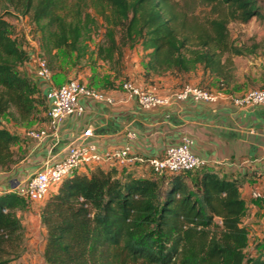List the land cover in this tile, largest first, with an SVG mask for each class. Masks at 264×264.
<instances>
[{"label": "trees", "instance_id": "obj_1", "mask_svg": "<svg viewBox=\"0 0 264 264\" xmlns=\"http://www.w3.org/2000/svg\"><path fill=\"white\" fill-rule=\"evenodd\" d=\"M0 2V171L5 172L16 168L24 152L18 150L23 139L8 123L41 128L34 124L49 121L41 89L22 69L34 51L12 35L9 13L35 24L41 33L38 49L52 72L63 68L59 50H64L69 57L74 54L72 67L82 60L102 61L119 73L124 49L139 45L145 53L143 75L151 83L156 75L179 77L198 69L204 83L207 72L218 82L229 79L228 56L242 53L229 23L264 17L261 0ZM199 5L209 7L210 14H197ZM100 29L102 39L92 48L87 41ZM129 167L95 164L54 186L39 213L47 233L46 264H264V251L247 252L243 219L249 208L238 179L203 170L205 164L178 173L149 166L145 176ZM29 202L10 187L0 189V264L22 255L19 213L28 210Z\"/></svg>", "mask_w": 264, "mask_h": 264}, {"label": "crops", "instance_id": "obj_2", "mask_svg": "<svg viewBox=\"0 0 264 264\" xmlns=\"http://www.w3.org/2000/svg\"><path fill=\"white\" fill-rule=\"evenodd\" d=\"M136 49L137 53L143 52L139 45ZM29 53L30 58L22 69L38 84L45 97L47 84L35 75V55ZM258 59L262 69L259 73L248 70L237 77L234 70L232 76L223 82H218L209 72L205 74V85L220 93L217 101H194L189 98L145 109L135 98L129 97L121 85L107 88L94 86L111 94L115 103L108 104L82 96L80 100L86 106L85 112L68 114L58 131L41 142L27 137L25 126L14 127L8 123L23 139L18 150L24 152L16 168L9 172L0 171V189L9 188L7 183H3L5 179H24L46 165L63 159L69 144L79 142L80 136L90 127L93 134L87 139L102 152L122 145L126 141L127 130L134 129L137 137L133 142V152L144 157L161 155L168 145L177 144L183 136H190L193 139L192 151L204 161L203 170H217L241 182V193L249 208L243 219L249 231L248 249L254 244L252 250L261 253L264 251V104L240 105L235 101L236 97L264 85V55L258 56ZM197 72L202 73L200 69ZM191 75L193 73L179 77L156 75L152 78L153 83L139 76L136 82L165 96L176 92ZM67 77L53 71L56 85L68 81L70 78ZM37 125L47 128L48 122L34 124ZM129 169L137 176H145V171L150 168L146 163L136 161ZM254 191L261 192L262 196L254 197Z\"/></svg>", "mask_w": 264, "mask_h": 264}, {"label": "built area", "instance_id": "obj_3", "mask_svg": "<svg viewBox=\"0 0 264 264\" xmlns=\"http://www.w3.org/2000/svg\"><path fill=\"white\" fill-rule=\"evenodd\" d=\"M34 55L35 75L47 84L45 100L48 105L47 115L49 121L47 128H29L26 135L30 139L41 142L50 134L58 131L68 114L84 113L86 106L80 100L82 96L108 104L115 103V99L111 94L78 79H70L59 85L54 84L53 72L48 65L46 57L41 53H34ZM121 87L129 97L135 98L139 105L145 109L169 105L189 98L194 101H217L220 97L219 92L195 84H186L173 94L165 96L159 95L132 79L124 80L121 83ZM235 101L240 105L264 104V85L236 97ZM92 134V128H87L80 136L81 140L79 142H71L69 144L67 154L63 159L48 164L26 176L11 189L27 197L30 201L40 202L66 176L76 170L85 169L95 164L128 166L140 161L159 173H178L204 164V161L192 151L193 139L190 136H183L177 144L168 145L161 155L144 157L137 156L133 152V142L137 134L132 128L127 130L126 141L122 145L105 152L100 151L95 143L87 139ZM253 196L261 197L262 194L259 191H254Z\"/></svg>", "mask_w": 264, "mask_h": 264}, {"label": "rangeland", "instance_id": "obj_4", "mask_svg": "<svg viewBox=\"0 0 264 264\" xmlns=\"http://www.w3.org/2000/svg\"><path fill=\"white\" fill-rule=\"evenodd\" d=\"M261 3L263 6L262 12L264 14V0H261ZM2 12H4V7L0 2V13ZM197 14L201 17L208 16L210 14V8L204 5H199L197 8ZM7 18L11 23V33L18 39L19 44L28 51L41 53L38 49V41L41 33L37 31L35 24L28 18L22 17L16 13H9ZM228 27L232 40L237 43L238 48L242 51L241 54L228 56V58H230V69L232 72L235 70L237 77L248 70H251L253 73L262 72L261 66L259 65L261 61L258 59V56L264 55V17H254L247 23L232 21L229 23ZM102 32L103 29H100L87 41L92 48L101 41ZM137 51L138 49L135 51L134 48L124 49V60L121 71L118 73L117 71L111 70L108 64L102 61H97L92 65L85 62V60H82L80 64L72 67L71 60L74 58V54H72V57H69L64 50H59V53L61 54L60 64L63 68L55 69L54 72L58 75H67V78L70 79L84 81L98 88H105L106 86L117 87L120 86L124 80L132 79L136 81L139 76L146 81L143 75V57L145 53H137ZM247 66H249V69ZM90 76L94 77V83L90 82ZM146 82L150 81L147 80ZM183 83L184 82H182L180 86H182ZM185 83L206 86L204 80H200V74L196 72L189 76ZM28 127H33V125L25 127V133L29 129ZM20 152H23V150ZM143 172L144 171H142V173ZM145 172L150 174L151 170L148 169V171ZM22 180L23 178L12 181L5 179L3 183H7L10 188H13ZM45 200L46 198L40 202H29L28 210L19 213V217L24 225L23 252L22 255L13 260L11 264H46L43 257V251L47 233L39 216L40 208L45 203ZM253 246L254 244L252 247ZM252 247L248 249V254H257L258 252L252 250Z\"/></svg>", "mask_w": 264, "mask_h": 264}]
</instances>
